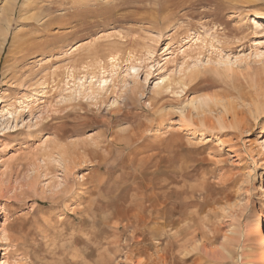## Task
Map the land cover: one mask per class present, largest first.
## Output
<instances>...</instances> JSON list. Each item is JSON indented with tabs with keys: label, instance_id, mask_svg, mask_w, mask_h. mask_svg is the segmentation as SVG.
<instances>
[{
	"label": "rangeland",
	"instance_id": "1",
	"mask_svg": "<svg viewBox=\"0 0 264 264\" xmlns=\"http://www.w3.org/2000/svg\"><path fill=\"white\" fill-rule=\"evenodd\" d=\"M1 5L0 264H262L264 0Z\"/></svg>",
	"mask_w": 264,
	"mask_h": 264
},
{
	"label": "bare ground",
	"instance_id": "2",
	"mask_svg": "<svg viewBox=\"0 0 264 264\" xmlns=\"http://www.w3.org/2000/svg\"><path fill=\"white\" fill-rule=\"evenodd\" d=\"M1 1V3H2V13L4 12L5 14H2V15H10V14H13V12H14V8H15V6H16V4H17V2H18V0H0ZM4 17V16H3ZM256 18H258V15L256 16ZM0 20H1V15H0ZM9 29V28H8ZM3 42V41H2ZM211 100V99H210ZM224 100V99H223ZM205 102V101H204ZM193 103V102H192ZM200 107V106H199ZM235 123V122H234ZM246 130V129H245ZM141 193H143V192H141ZM145 195V194H144ZM157 195V194H156ZM137 196V195H136ZM159 196V195H158ZM158 196H157V198H158ZM153 197H154V194H153ZM146 198V197H145ZM158 200H159V198H158ZM160 201V200H159ZM162 206V205H161ZM139 208V207H138ZM158 208V207H157ZM136 210V209H135ZM134 210V211H135ZM152 209H150V211H151ZM164 210V209H163ZM149 211V212H150ZM158 211V210H157ZM132 212H133V210H132ZM166 212V211H165ZM130 213L131 212H128V214L127 215H130ZM151 214H152V212H151ZM153 215V214H152ZM136 216V215H135ZM155 216V215H154ZM146 217V216H145ZM142 218V217H141ZM153 219H154V217H152ZM130 223H131V221H130ZM155 223V222H154ZM210 229V228H209ZM199 230V229H198ZM258 230V229H257ZM204 231V230H203ZM195 232V231H194ZM196 233V232H195ZM198 233V232H197ZM201 235H203V234H201ZM198 236V235H197ZM204 237H206V234H204L203 235V239H204ZM200 238V237H199ZM263 238V237H262ZM14 239V238H13ZM12 239V240H13ZM18 239H20L19 237L17 238V240ZM207 240V239H206ZM205 240V241H206ZM23 241V240H22ZM28 241V240H27ZM192 241V240H191ZM203 242H204V240H203ZM20 243V242H19ZM22 243V242H21ZM20 243V244H21ZM201 243V242H200ZM262 243H263V240H262ZM202 244V243H201ZM203 245V244H202ZM205 245V244H204ZM25 248H26V245L24 246ZM194 247V249H196L197 247L196 246H193ZM199 247H201L200 245H199ZM27 250H28V248H27ZM188 250V249H187ZM205 251H206V249H204ZM208 252V251H207ZM226 253V252H225ZM219 254V253H218ZM215 256V255H214ZM222 256V255H221ZM261 263L262 264H264V255L262 256V258H261Z\"/></svg>",
	"mask_w": 264,
	"mask_h": 264
}]
</instances>
